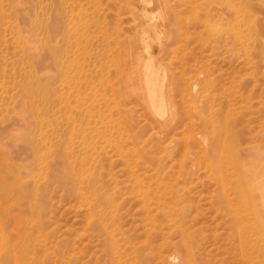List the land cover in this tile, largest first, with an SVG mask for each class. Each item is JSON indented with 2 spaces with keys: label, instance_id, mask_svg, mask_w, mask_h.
I'll list each match as a JSON object with an SVG mask.
<instances>
[{
  "label": "rangeland",
  "instance_id": "374dc122",
  "mask_svg": "<svg viewBox=\"0 0 264 264\" xmlns=\"http://www.w3.org/2000/svg\"><path fill=\"white\" fill-rule=\"evenodd\" d=\"M147 2L164 126L137 0H0V264L242 263L209 165L264 163V0Z\"/></svg>",
  "mask_w": 264,
  "mask_h": 264
},
{
  "label": "bare ground",
  "instance_id": "6f19581e",
  "mask_svg": "<svg viewBox=\"0 0 264 264\" xmlns=\"http://www.w3.org/2000/svg\"><path fill=\"white\" fill-rule=\"evenodd\" d=\"M151 4L152 2H147V0H137L140 19H142L140 21H143L141 23L143 24L141 38L143 54L135 52L139 55L138 58L134 53L136 67H131L125 88H130V95L132 94L137 101L143 104L154 123L164 126L170 123V120L167 121L169 118L165 112L172 106L170 89L173 85L162 82L163 77L166 80V75L161 73L163 66L160 63V57H166L168 50L161 54L157 51L158 57L154 56L155 46H158L154 40L157 24L151 16ZM250 152L249 149L240 150L242 155L247 154V158L252 155L251 153L248 156ZM249 160L247 159L248 162L235 173V176L237 174L235 181L230 180L234 173H230L225 161L222 158L220 160V156H212L209 169L217 184L220 207L229 213L235 238V251L243 259L241 264H264V163L259 169H255L257 163L255 162L254 165L251 163L253 159L250 163ZM255 236L258 242L253 245L251 241ZM193 264H196L195 260Z\"/></svg>",
  "mask_w": 264,
  "mask_h": 264
}]
</instances>
